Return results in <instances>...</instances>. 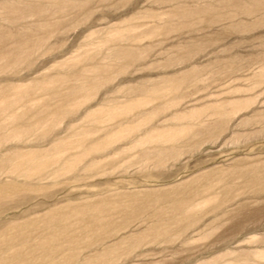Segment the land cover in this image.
Returning <instances> with one entry per match:
<instances>
[{"label": "rangeland", "instance_id": "obj_1", "mask_svg": "<svg viewBox=\"0 0 264 264\" xmlns=\"http://www.w3.org/2000/svg\"><path fill=\"white\" fill-rule=\"evenodd\" d=\"M0 264H264V0H0Z\"/></svg>", "mask_w": 264, "mask_h": 264}]
</instances>
